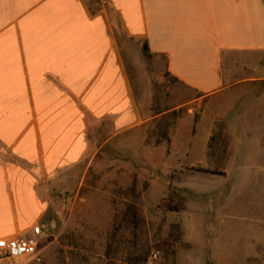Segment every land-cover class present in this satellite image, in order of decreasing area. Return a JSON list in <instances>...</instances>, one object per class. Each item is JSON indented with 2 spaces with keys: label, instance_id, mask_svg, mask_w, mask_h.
<instances>
[{
  "label": "crops",
  "instance_id": "1",
  "mask_svg": "<svg viewBox=\"0 0 264 264\" xmlns=\"http://www.w3.org/2000/svg\"><path fill=\"white\" fill-rule=\"evenodd\" d=\"M92 4L98 13L90 10L91 0H0V248L45 228L41 177L80 163L92 150L86 115L107 122L115 134L145 122L120 64L119 32L163 57L168 73L201 100L255 86V94L238 96L240 127L223 148L218 172L224 175H217L230 187L225 192L223 186L216 211L223 220L233 185L260 175L254 224L264 235V112L251 117L264 106V0ZM249 73L254 77L245 78ZM225 166L237 169L231 174ZM245 264H264L262 240Z\"/></svg>",
  "mask_w": 264,
  "mask_h": 264
},
{
  "label": "rangeland",
  "instance_id": "2",
  "mask_svg": "<svg viewBox=\"0 0 264 264\" xmlns=\"http://www.w3.org/2000/svg\"><path fill=\"white\" fill-rule=\"evenodd\" d=\"M92 1L90 10L98 13ZM116 35L120 64L147 118L115 134L107 122L86 115L92 150L80 163L41 177L48 212L37 253L5 263L245 264L264 242L254 224L260 175L233 185L221 220L219 193L230 183L195 169H224L223 148L240 127L238 96L255 94V86L201 100L168 73L163 57ZM225 169L234 174L237 167Z\"/></svg>",
  "mask_w": 264,
  "mask_h": 264
},
{
  "label": "built area",
  "instance_id": "3",
  "mask_svg": "<svg viewBox=\"0 0 264 264\" xmlns=\"http://www.w3.org/2000/svg\"><path fill=\"white\" fill-rule=\"evenodd\" d=\"M43 235V228H34V237L16 238L10 240L0 248V258L19 260L35 255L37 253L40 237ZM157 258V255H154Z\"/></svg>",
  "mask_w": 264,
  "mask_h": 264
},
{
  "label": "trees",
  "instance_id": "4",
  "mask_svg": "<svg viewBox=\"0 0 264 264\" xmlns=\"http://www.w3.org/2000/svg\"><path fill=\"white\" fill-rule=\"evenodd\" d=\"M149 52V51H148ZM175 79V78H174ZM176 80V79H175ZM178 81V80H177ZM195 171L197 172H203V173H210V174H213V175H224L223 172H218V171H209V170H206V169H195Z\"/></svg>",
  "mask_w": 264,
  "mask_h": 264
}]
</instances>
